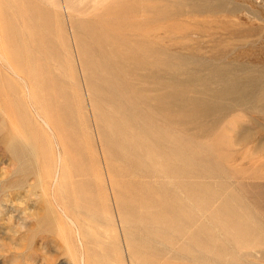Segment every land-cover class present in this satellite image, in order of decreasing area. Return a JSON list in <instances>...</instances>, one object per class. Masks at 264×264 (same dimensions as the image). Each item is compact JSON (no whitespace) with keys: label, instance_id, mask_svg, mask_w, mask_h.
Listing matches in <instances>:
<instances>
[{"label":"rangeland","instance_id":"1","mask_svg":"<svg viewBox=\"0 0 264 264\" xmlns=\"http://www.w3.org/2000/svg\"><path fill=\"white\" fill-rule=\"evenodd\" d=\"M0 264H264V0H0Z\"/></svg>","mask_w":264,"mask_h":264},{"label":"bare ground","instance_id":"2","mask_svg":"<svg viewBox=\"0 0 264 264\" xmlns=\"http://www.w3.org/2000/svg\"><path fill=\"white\" fill-rule=\"evenodd\" d=\"M4 62V61H3ZM7 62V61H6ZM7 64V66H8V63H6ZM10 65V64H9ZM11 68V67H10ZM12 69V68H11ZM15 75H17L16 73H14ZM17 77L18 78H20L18 75H17ZM20 80V79H19ZM21 81H23L24 82V84H25V87L27 88L26 90H27V94L26 95H28V96H30L31 95V92H30V89H28V85H27V83H26V81H24V80H21ZM24 86V85H23ZM25 90V89H24ZM31 98V97H30ZM33 105H34V103H33ZM36 106V105H35ZM31 107H34V106H31ZM35 108V107H34ZM35 113H36V116H38V119H40L41 120V122L45 125V127H47V128H49L48 130L50 131V128H51V126H49L50 125V123L49 122H47L46 120H44L43 119V117H41L40 116V112L38 113L37 111H36V109H35ZM43 113V112H42ZM37 122H38V120H37ZM40 122V121H39ZM49 123V124H48ZM39 124V123H38ZM40 126V125H39ZM44 127V126H43ZM46 129V128H45ZM47 130V129H46ZM54 130V129H53ZM56 134V133H55ZM56 137V136H55ZM54 139V138H53ZM55 140V139H54ZM57 140H59V139H57ZM60 142V141H59ZM58 146H59V144H58ZM21 149V148H20ZM62 149V148H61ZM64 149V148H63ZM63 149H62V151H63ZM59 151H60V148H59ZM61 151V152H62ZM59 154V153H58ZM61 155L63 156V154L61 153ZM25 156V155H24ZM59 157H61V156H59ZM60 159V158H59ZM60 161V160H59ZM62 162V161H61ZM58 166V165H57ZM55 170V169H54ZM56 171V170H55ZM59 175H58V172H56V174H55V180H58L59 179V177H58ZM49 177H50V175H49ZM54 179H53V181H55ZM54 183V182H53ZM58 183V182H57ZM71 222L73 223V221L71 220Z\"/></svg>","mask_w":264,"mask_h":264}]
</instances>
